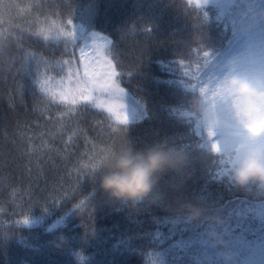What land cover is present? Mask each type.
I'll use <instances>...</instances> for the list:
<instances>
[{
    "label": "trees",
    "instance_id": "16d2710c",
    "mask_svg": "<svg viewBox=\"0 0 264 264\" xmlns=\"http://www.w3.org/2000/svg\"><path fill=\"white\" fill-rule=\"evenodd\" d=\"M70 18L80 47L119 54L117 70L125 75L117 81L141 106L127 129L92 101L52 102L21 71L30 64L35 82L73 88L77 77L69 80V68L84 72L76 41L60 37L67 55L63 46L28 38L41 27L72 31ZM242 30L253 35L239 49L229 41ZM0 39L10 47L0 62V264H258L264 188L231 180L240 149L217 151L193 104L210 93L201 92L200 80L213 76L215 63L223 71L212 77L214 90L241 54L264 58V0L205 1L199 9L186 0H0ZM114 94L93 97L100 102ZM175 108L202 150L172 137L185 131L171 114ZM149 149L179 154L182 162L157 173L142 200L103 191L101 179L115 170L118 156ZM209 159L215 182L200 178ZM93 171L96 181L84 180ZM25 217L29 223H19Z\"/></svg>",
    "mask_w": 264,
    "mask_h": 264
},
{
    "label": "clouds",
    "instance_id": "9594fccd",
    "mask_svg": "<svg viewBox=\"0 0 264 264\" xmlns=\"http://www.w3.org/2000/svg\"><path fill=\"white\" fill-rule=\"evenodd\" d=\"M210 93L197 99L193 108L217 139L216 150L223 152L233 142L243 141L231 180L241 188L253 183L264 188V72L229 70L219 80L216 96ZM181 162L182 157L171 151H129L117 157L115 170L102 177L101 188L116 200H142L151 192L157 173Z\"/></svg>",
    "mask_w": 264,
    "mask_h": 264
},
{
    "label": "snow or ice",
    "instance_id": "6c2138e0",
    "mask_svg": "<svg viewBox=\"0 0 264 264\" xmlns=\"http://www.w3.org/2000/svg\"><path fill=\"white\" fill-rule=\"evenodd\" d=\"M65 0H56L57 4L64 3ZM222 2V0H215V3L218 5ZM187 5H195L197 9L201 8L203 4L205 3V0H186ZM73 13L75 15V9L73 10ZM57 15H59V10H57ZM73 15V17H74ZM200 13H198V16ZM241 24L243 23V19L241 18L239 21ZM233 24H236V21H233ZM67 25L72 26V31H64L63 27H60L57 25L58 31L55 36H53L49 29L45 27H41L37 32L32 33L28 38L33 39L35 38L39 42H47V44L53 48L57 49L61 46L65 48V52L67 55H72V53L67 52V43L60 39V37H71L73 40L76 41L75 47L79 48V57L81 62H83L86 59V53L85 49L83 47H80V43L77 42V33H76V25L74 23V19L70 18L67 20ZM147 31H151L150 28L146 29ZM100 35V33L93 32L91 33V37H96ZM252 33L248 30H242L239 32L234 31L233 32V39L229 41V44H238L239 49L242 48L244 45L241 43V40L243 37L248 36L249 38L252 37ZM101 39H104L107 45H113L114 42L105 35H100ZM87 44V41L85 42V45ZM17 50H22L21 48L17 47ZM194 50L189 49V52H192ZM10 52L9 44L3 40L0 39V62H2L3 57L6 53ZM205 56L208 55L207 52L203 53ZM54 55V53H53ZM119 54L114 52L113 48V54L112 55H101L97 53V60L95 61L97 67L106 66V71H93L89 72V68L92 66V61H89L88 63H84V72L83 77H80L78 73H73L71 68H69L68 75L69 80H71L73 75H76V81H75V88H69L66 91H60L59 93L52 91L48 87L49 81L42 80L39 82H35L36 78L35 75L31 71V65L29 64L27 67H25L22 64L21 71L24 72L26 80L30 79L34 83H32V87L34 90L37 89V83H38V91L40 93H43L45 96L50 97L52 102L59 101L60 103H69L71 105H77L80 102H89L92 101L95 104L96 108H106V111L111 115V117L114 118L117 124L123 125L125 129H127V126L129 124V115L127 111V106L122 105L124 109V115L121 116V114L117 111H114V108L111 104H106L104 101L101 102H95V99L93 97V92L100 93L102 95H112L116 92L124 93L126 95L125 89L121 87L120 83L117 81V77H122L125 75V73L119 72L117 70V65L121 64L122 62L119 60ZM28 58V54H26L25 59ZM31 60H35L36 57L34 54L30 57ZM65 65H70L72 63L71 60H65L62 62ZM177 65H184V61L176 60ZM216 71L214 72L213 76H217L220 72L223 71V66L221 63H215ZM238 66L243 69L244 67V57L243 54L238 58ZM63 71V69H61ZM131 73H128L127 75H130ZM212 76V77H213ZM212 77L207 79L206 81L204 79L200 80L201 84V92L207 93L208 91H212V95L216 96V90L211 89L212 85ZM178 108H175L172 110V115L175 116L179 124L185 129V131L180 132L177 131L172 137L179 139L181 141L183 140H191L192 143L189 145L193 149V151L202 150L204 145L200 141L199 138L196 136L195 131L189 132L187 129L190 127L189 125H186L183 121H181L178 118ZM70 111H75V109H71ZM216 165L209 159L207 161L202 162V166L199 169V172L201 173L200 178L204 179L206 182H215V169ZM95 168V166H94ZM84 180L95 182L96 181V171H93L91 173H87L84 176ZM95 191L88 197L89 200H91L92 196L94 195ZM80 205H76L75 209H79ZM25 225L29 223V218L25 217L21 222ZM261 231L264 233V222L261 224ZM243 239V233H240V236L238 237L237 241ZM261 244H260V260L258 264H264V236L261 237Z\"/></svg>",
    "mask_w": 264,
    "mask_h": 264
},
{
    "label": "rangeland",
    "instance_id": "374dc122",
    "mask_svg": "<svg viewBox=\"0 0 264 264\" xmlns=\"http://www.w3.org/2000/svg\"><path fill=\"white\" fill-rule=\"evenodd\" d=\"M212 1H215V0H212ZM224 1H228V0H224ZM57 31H58L57 27H53L50 29V32L53 36L56 35ZM84 49L86 53V59L83 61V64L88 63L89 61H92V66L89 68L90 73L93 71H106L107 70L106 66H101V67L96 66L95 61L97 60V53L101 54L97 45H88ZM233 70H239L241 72H246V73H254L258 71L264 72V63L259 62L258 60L253 58L252 55H245L243 69L237 66ZM75 81H76V78L74 80L73 89L75 88ZM52 91L59 93L60 91H66V90L52 89ZM102 101H104L106 104H111L114 108V111L119 112L121 116L124 115V109L122 105L126 104L128 115H129V120H131L138 113L140 109V106L137 103L129 100L128 97L124 93L116 92L114 96L105 97L102 99ZM236 135L239 136L242 134L236 133ZM241 142H238L239 144L238 147L241 146ZM233 143H237V142H233Z\"/></svg>",
    "mask_w": 264,
    "mask_h": 264
}]
</instances>
